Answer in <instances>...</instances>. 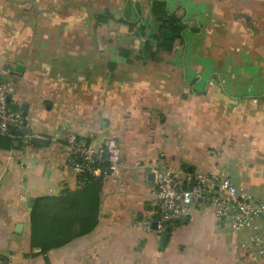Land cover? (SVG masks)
<instances>
[{"label": "crops", "instance_id": "1", "mask_svg": "<svg viewBox=\"0 0 264 264\" xmlns=\"http://www.w3.org/2000/svg\"><path fill=\"white\" fill-rule=\"evenodd\" d=\"M151 1L0 0V81L26 106L29 134L48 139L44 147L0 139V264H237L247 256L249 230L219 232L203 206L171 227L162 249L142 225L160 153L182 176L223 173L264 195V0H163L184 30L157 60L138 57L160 33ZM104 10L114 19L97 23ZM89 130L115 138L121 164L103 181L95 227L42 253L31 247L30 212L45 214L47 197L78 188L66 137Z\"/></svg>", "mask_w": 264, "mask_h": 264}, {"label": "built area", "instance_id": "2", "mask_svg": "<svg viewBox=\"0 0 264 264\" xmlns=\"http://www.w3.org/2000/svg\"><path fill=\"white\" fill-rule=\"evenodd\" d=\"M25 119L23 105L13 96L10 82L0 81V135L26 146L30 143L29 136L21 134ZM97 135L100 134L90 130L69 132L66 163L77 169L78 174L90 171L112 176L121 164L120 148L115 138L106 134L100 135L99 144L93 147L91 140ZM24 146L18 150L17 158L24 154ZM163 156L160 153L151 168L154 207L146 214L144 230L159 239L168 227L187 216L193 206H203L221 232L240 234L249 230V239L243 245L253 261L264 264V195L252 196L223 173L207 171L182 176L164 163ZM93 163L97 166L93 167Z\"/></svg>", "mask_w": 264, "mask_h": 264}, {"label": "trees", "instance_id": "3", "mask_svg": "<svg viewBox=\"0 0 264 264\" xmlns=\"http://www.w3.org/2000/svg\"><path fill=\"white\" fill-rule=\"evenodd\" d=\"M149 18H156L159 35L157 42L150 44L147 40L139 50L138 57L142 59H158V53L164 48L172 47L175 39L182 36L184 27L181 18L170 11L163 0H152L149 8ZM114 19L111 12L104 10L96 17L98 22H108ZM149 20H141L138 28L144 34L149 32ZM126 55L129 53L124 52ZM5 145L13 147L14 141L0 135ZM96 167V163L92 164ZM100 166V165H99ZM101 167V166H100ZM103 173L98 175L90 171L78 174L79 187L71 192L65 191L60 198L47 197V211L39 212L36 206L30 212L31 247L40 248L45 253L53 247L63 245L71 239L89 233L97 223L100 205V191L104 181Z\"/></svg>", "mask_w": 264, "mask_h": 264}, {"label": "water", "instance_id": "4", "mask_svg": "<svg viewBox=\"0 0 264 264\" xmlns=\"http://www.w3.org/2000/svg\"><path fill=\"white\" fill-rule=\"evenodd\" d=\"M23 109H24V115L26 116V114H27L26 106H24ZM21 134L22 135H28L30 143L33 144V145L43 146L44 147L48 143V139L47 138H42V137L37 136V135H30L29 134L27 119L24 120V126L21 129ZM18 145H19V141L16 142L15 146L18 147ZM153 177H154L153 173H150L149 174V179L153 180ZM31 205H32V203L30 202L29 206H31ZM181 220H182V222L186 221V217L182 218ZM153 226H155L154 223H153ZM170 230H171V228L168 227L167 230L164 233L161 234V236L159 238V248L160 249H162L165 246V244H166V242H167V240L169 238Z\"/></svg>", "mask_w": 264, "mask_h": 264}, {"label": "rangeland", "instance_id": "5", "mask_svg": "<svg viewBox=\"0 0 264 264\" xmlns=\"http://www.w3.org/2000/svg\"><path fill=\"white\" fill-rule=\"evenodd\" d=\"M250 167V166H249ZM105 179V178H104ZM253 186V187H252ZM252 186H251V190L252 191H256L255 189V184H252ZM239 187H241V186H239ZM262 187H264V185L262 184ZM262 193V192H261ZM261 193H259V194H261ZM252 195V194H251ZM252 196H255V195H252ZM218 228V227H217ZM219 230V229H218ZM219 232H220V230H219ZM146 234H152V232H145ZM247 240L249 239L248 237L246 238ZM243 253H244V251H243ZM246 255L247 256H244V258L243 257H241V260L239 261H237V264H257L255 261H253L251 258H250V253H247L246 252ZM239 262V263H238Z\"/></svg>", "mask_w": 264, "mask_h": 264}]
</instances>
